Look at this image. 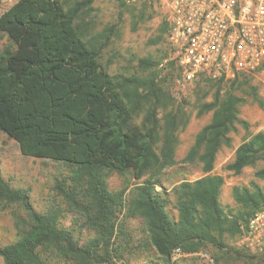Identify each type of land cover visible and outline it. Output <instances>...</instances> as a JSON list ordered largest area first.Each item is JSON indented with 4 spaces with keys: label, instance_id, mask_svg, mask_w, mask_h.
I'll return each instance as SVG.
<instances>
[{
    "label": "trees",
    "instance_id": "trees-1",
    "mask_svg": "<svg viewBox=\"0 0 264 264\" xmlns=\"http://www.w3.org/2000/svg\"><path fill=\"white\" fill-rule=\"evenodd\" d=\"M94 1L17 0L0 14V36L7 35L13 44L0 53V130L17 141L24 155L70 166V182L57 180L55 189L68 211L94 233L79 243L61 224L63 209L37 210L29 190L12 187L0 173V207L17 205L23 212L13 210L18 237L0 244V257L4 264H113L124 252L123 244L130 242L119 217L124 211L125 217L143 219L148 244L159 259L151 264H177V248L184 254L209 245L227 250L224 237L239 236L264 207V187L252 180L250 186L232 187L240 208H226L221 202L225 178L211 173L222 146L232 144L231 132L238 124L249 127L239 116L245 97L231 89L237 81L223 93L219 86L212 100L199 107V115L212 111V117L197 133L185 161L199 162L205 174L174 187V215L161 176L176 163L177 133L187 115L175 106L156 72L123 77L103 67L100 38L86 39L79 24L90 15ZM161 28L168 30L164 19ZM102 34L108 38L107 31ZM140 66L149 69L155 62L141 58ZM254 98L263 105L256 94ZM260 160L264 130L244 140L226 168L239 174ZM105 170L147 178L126 202V189L111 190ZM254 174L264 180V166Z\"/></svg>",
    "mask_w": 264,
    "mask_h": 264
},
{
    "label": "rangeland",
    "instance_id": "rangeland-1",
    "mask_svg": "<svg viewBox=\"0 0 264 264\" xmlns=\"http://www.w3.org/2000/svg\"><path fill=\"white\" fill-rule=\"evenodd\" d=\"M15 1L17 0H1L0 14ZM163 19L161 12L154 9L146 0H95L90 15L84 16L79 24L86 39L93 36L100 38L99 43L104 47L99 60L111 75L125 77L156 72L159 83L170 91L175 106L182 108L187 115L186 125L180 126L177 133L176 163L167 167L161 176L170 199L168 209L174 215H177L174 187L184 179L194 180L205 174L199 162L185 161L197 133L210 122L212 117V111L199 115V107L202 103L212 100L219 86L223 93L230 89L234 81H237L231 89L245 97V101L240 106L239 116L248 122L249 127L246 129L238 124L236 131L231 132L232 144L222 146L217 153L211 173L221 174L225 178L221 194L222 204L226 208L238 210L240 204L233 197V186H250L253 180L261 188L264 187V180L254 174L258 168L264 166V160H260L255 166L245 167L239 174L226 168V165L234 159L236 148L252 134L264 130V71L254 75L240 74L233 79L225 76L212 78L202 75L193 82L179 81L178 67L173 60L174 47L168 39V30L165 32L161 28ZM105 31L108 38L102 34ZM12 45L7 35L0 36V53ZM141 58H151L155 66L143 69L140 66ZM246 77L249 78V83L241 81ZM255 94L263 101L262 106L255 100ZM105 172L111 190L126 189V202L134 194L136 185L147 178L145 176L136 179L132 171L119 173L115 170H105ZM0 173L12 187L28 189L31 202L37 210L46 211L51 206L63 209L61 224L73 231L79 243H84L94 235L93 231L84 226L76 213L68 211L69 205L55 189L57 180H66L67 184L70 182L72 170L65 162L26 156L21 152L17 141L0 130ZM157 189L162 190L160 186ZM13 210L23 214L17 205L5 209L0 207V244L2 245L13 242L18 237ZM124 212L119 217L123 219L130 242L123 244L124 252L114 257L113 264H151L159 260L154 249L148 244V234L143 219L138 216L125 217ZM238 237V235L224 237L229 246L227 250L220 251L212 245L201 250L213 256L214 261L202 258L200 251L175 255L173 259L177 264H264V249L245 250L238 245ZM119 241L120 238L118 243ZM231 247L245 252L243 254H248V257L236 256L230 252ZM0 264H4L2 257ZM57 264L66 263L59 260Z\"/></svg>",
    "mask_w": 264,
    "mask_h": 264
},
{
    "label": "built area",
    "instance_id": "built-area-1",
    "mask_svg": "<svg viewBox=\"0 0 264 264\" xmlns=\"http://www.w3.org/2000/svg\"><path fill=\"white\" fill-rule=\"evenodd\" d=\"M168 24L179 81L202 75L235 78L264 71V0H146ZM247 250L264 249V207L238 237ZM182 254L180 249L175 255ZM209 261L214 257L200 251Z\"/></svg>",
    "mask_w": 264,
    "mask_h": 264
}]
</instances>
